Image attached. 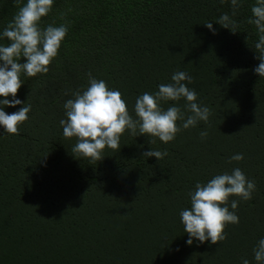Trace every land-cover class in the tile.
<instances>
[{
    "label": "trees",
    "instance_id": "1",
    "mask_svg": "<svg viewBox=\"0 0 264 264\" xmlns=\"http://www.w3.org/2000/svg\"><path fill=\"white\" fill-rule=\"evenodd\" d=\"M253 4L242 0L233 34L216 23L231 15L230 0H54L41 24L68 23L67 36L46 74L22 77L17 98L31 112L20 133L0 126V264H256L252 249L264 238V78L254 72ZM16 11L13 0H0V31ZM176 71L192 76L197 103L212 110L208 124L167 144L126 131L120 150L106 148L101 161L72 154L77 140L63 136L59 121L89 72L119 90L135 118L136 98ZM152 149L168 155L145 158ZM241 153L242 161L228 163ZM237 167L256 182L251 200L229 199L230 210L239 200V223L218 244L188 245L180 220L191 207L188 193Z\"/></svg>",
    "mask_w": 264,
    "mask_h": 264
},
{
    "label": "clouds",
    "instance_id": "2",
    "mask_svg": "<svg viewBox=\"0 0 264 264\" xmlns=\"http://www.w3.org/2000/svg\"><path fill=\"white\" fill-rule=\"evenodd\" d=\"M223 3V0H221ZM231 15L222 14L216 23L230 29L233 34L240 25L234 19L242 6V0H230ZM17 8L11 21L0 31V126L10 135L20 133V125L29 119L31 104L17 98L18 90L24 83L22 77L29 78L37 74H46L52 61L58 56L59 49L69 31L68 23L56 26L55 23L43 27L42 17L47 16L54 6V0H13ZM251 17L247 23L254 25L258 33V42L254 47L259 65L254 72L264 78V0H255L251 6ZM66 13H61L63 20ZM205 26L213 31L212 22ZM26 62L21 63V58ZM88 86L72 93L73 98L66 100L65 119L59 121L66 139L75 137L77 142L71 152L75 157L101 161L106 148L120 150L121 136L130 131L131 135H147L152 137L150 144L159 138L167 144L175 140L176 135L190 127H196L200 121L208 124L212 110L208 106L197 103L198 93L189 88L194 81L185 71H176L171 76L170 83H162L154 93L144 92L136 98L134 105L135 118L130 114L122 93L110 89L103 79H96L91 72L88 74ZM68 93H65L67 95ZM8 97H11L9 99ZM186 100L182 109L180 106L163 105L169 101ZM22 105L18 111L8 114L5 107L15 108ZM186 113H190L186 115ZM181 121L182 126L177 122ZM208 136L207 131H201V139ZM144 157H156L159 161L168 155L167 150H150L143 153ZM243 154L231 156L228 163L242 161ZM256 191V182L248 179L239 167L231 173L224 172L215 175L206 183L197 181L194 190L188 193L190 208L180 211V220L184 232L188 234V245L193 239L204 243L218 244L227 239L226 227L238 224L236 214L239 200H251ZM256 264H264V238L257 241L252 249ZM242 264H250L243 259Z\"/></svg>",
    "mask_w": 264,
    "mask_h": 264
}]
</instances>
